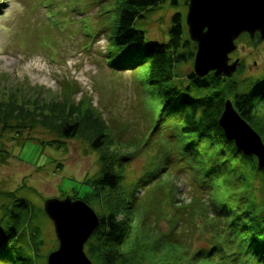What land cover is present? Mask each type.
Masks as SVG:
<instances>
[{"label": "rangeland", "instance_id": "374dc122", "mask_svg": "<svg viewBox=\"0 0 264 264\" xmlns=\"http://www.w3.org/2000/svg\"><path fill=\"white\" fill-rule=\"evenodd\" d=\"M121 3L122 0H0V98L13 84L26 85L28 89L39 87L46 91L45 95L58 96L64 82L75 81L78 92L74 101L82 98L89 103L115 139L114 147L94 150L88 138H62L40 124L18 128L19 119L14 118L7 127L0 122V240L6 242L0 264L26 263L24 254H31L33 247L38 249L39 261L46 262L58 243L43 211V201L74 195L97 215L109 211L106 202L117 204L119 219L129 213V223L113 240L117 242L104 245L111 251L123 252L126 260L134 264H153L161 254L173 253L166 245V249L158 250L155 241L164 242L171 233L169 219L174 207L199 201L206 195L196 189L195 180L204 179L200 170L209 161L200 154L191 160L183 153L191 141L179 130V116L162 110L163 90L147 84L143 66L119 68L124 58H117V53L125 49L111 43V28ZM186 3L187 0H178L176 6H170L165 1L151 7L143 12V19L136 21L135 28L143 31L147 41L166 42L171 15L179 12L184 19ZM186 36L189 38L187 29ZM249 38L241 34L235 42L236 50L230 54V61L238 59L241 63L232 76L226 77L236 84L237 93L264 75V42ZM194 47L191 41V49ZM190 72L193 60L177 64L169 87L185 88ZM199 149L194 144L191 153ZM102 156L106 159L102 160ZM245 156L249 155L238 153L232 158L238 165L244 162L238 172L242 176L232 173L230 164L215 179L217 173L209 172L213 174L210 180L215 181L209 190L212 206L217 207L214 197L216 200L229 192L226 184L230 188L239 181L238 190L231 189L229 199L238 201L241 196V203L256 218L253 226L264 232V177L255 171L257 159ZM107 169L117 176V187L88 200L87 195L93 191L90 183ZM239 176L242 180L237 179ZM218 182L221 190L215 194ZM11 192L14 194L7 196ZM17 222L18 235L8 236V229ZM199 224L197 213H183L178 233L173 234L186 245L189 256L212 244V238L201 232ZM233 229L238 232V226ZM238 238L242 241L243 235Z\"/></svg>", "mask_w": 264, "mask_h": 264}, {"label": "trees", "instance_id": "16d2710c", "mask_svg": "<svg viewBox=\"0 0 264 264\" xmlns=\"http://www.w3.org/2000/svg\"><path fill=\"white\" fill-rule=\"evenodd\" d=\"M165 1L170 6L178 4V0H122L111 28V43L120 49H125L117 53V58H124L119 68L144 67L147 84L163 90L162 110H165L167 115L179 116V130L191 141L187 143L186 152L184 150L183 153H186L187 158L191 160L198 156H206L209 161L207 167L200 170L204 179L195 180L196 189L206 195L199 201L195 200L183 206L177 204L174 207L169 219L171 233L164 242L155 241L158 250H164L167 246L169 250H173V253L161 254L152 262L153 264H264V232L253 226L256 218L251 217L252 213H249L247 207L241 203L243 199L241 196H238V201L229 199L231 189H234V192L238 190L239 181H234L230 188L229 184H226V188L230 189L229 192L222 193L216 200L214 197L217 207L212 206L213 198L209 191L210 187H213L214 179L218 177V173L223 172L224 167L227 168L230 164V171L236 174L244 163L238 165L234 163L235 161L232 162V158L234 160L238 153L244 154L236 148L233 141L225 138L218 124L224 102L228 97L232 98L237 112L260 135L264 143V75L250 81L248 87L246 86L247 91L245 89L242 93H237V86L230 82L231 79L222 75L214 76L212 72L201 78L190 72L187 75L189 83L185 88L180 90L169 87L174 80V67L194 58L196 47L192 50L191 40L185 37L187 29L185 17L183 19L179 12L171 15L166 42L147 41L143 31L135 28L136 21L143 19L145 10ZM244 35L249 38L248 34ZM254 38H260L259 34L256 33ZM239 67H241L240 62ZM45 92L39 87L28 89L26 85H10L0 98V122L7 127L10 126L9 121L14 118L19 119L16 124L18 128H23L26 124L32 126L40 124L55 131L62 138L77 136L88 138L94 150L114 147L115 139L113 140L112 135L107 133L108 125L96 115L93 107L82 98L74 101L73 96L78 92L75 81L71 84L64 82L58 96L45 95ZM194 144H198L200 149L192 154L191 146ZM245 158L255 157L249 155ZM101 159L106 158L102 156ZM186 164L184 161L183 165ZM190 165H193L192 162ZM186 166L184 168H187ZM255 171L261 178L264 177L262 168L256 167ZM209 172L217 173L214 174V179L210 180L213 174L210 175ZM194 173L198 175L199 172L194 171ZM238 175L242 176L240 173ZM240 176L238 180H242ZM90 185L93 191L87 195L88 200L90 196L97 197L103 190H114L117 187V176L107 169L102 171L101 176ZM68 189L74 192L72 188V190ZM215 189V194L221 190L219 182ZM6 194L13 195L14 192ZM70 197L76 199L75 195ZM106 207L109 211L98 215L99 225L86 242L85 252L93 264H134L126 260L123 252L111 251L104 245L117 242L113 240L118 239L121 227L129 223L130 219L129 213L126 218L119 219L117 204L109 205L106 202ZM193 212L199 215V228L201 232L210 235L212 244L209 247H200L194 256H189L185 250L186 245L173 234L178 233L177 228H180L183 213L188 215ZM132 213L134 214L133 211ZM12 216L19 217L17 214ZM136 218L137 212L134 220ZM261 222H264L263 218ZM17 224L18 222L8 229V236L18 235ZM233 226H238V232H234L236 229H233ZM241 235H243L242 241L238 238ZM2 237L5 239L7 236L3 233ZM5 243V240H0V252L5 247ZM163 245H166L165 248ZM38 254L37 247H33L31 254H24L26 262L24 264H46L42 260L39 261Z\"/></svg>", "mask_w": 264, "mask_h": 264}, {"label": "water", "instance_id": "95a60500", "mask_svg": "<svg viewBox=\"0 0 264 264\" xmlns=\"http://www.w3.org/2000/svg\"><path fill=\"white\" fill-rule=\"evenodd\" d=\"M185 24L189 39L196 44L193 74L199 78L212 72L230 77L238 59L229 62L235 40L247 33H258L264 40V0H188ZM224 136L234 141L244 155L257 158L264 169V143L260 135L226 99L218 119ZM43 210L52 222L57 248L46 258V264H93L84 245L99 225V216L82 199L47 198Z\"/></svg>", "mask_w": 264, "mask_h": 264}, {"label": "flooded vegetation", "instance_id": "af4514ba", "mask_svg": "<svg viewBox=\"0 0 264 264\" xmlns=\"http://www.w3.org/2000/svg\"><path fill=\"white\" fill-rule=\"evenodd\" d=\"M262 40V39H261ZM263 42H264V40H263Z\"/></svg>", "mask_w": 264, "mask_h": 264}]
</instances>
